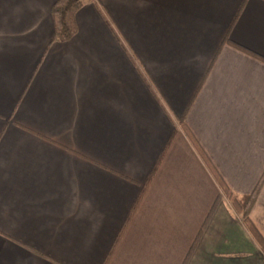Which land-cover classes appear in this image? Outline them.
I'll use <instances>...</instances> for the list:
<instances>
[{
  "label": "crops",
  "instance_id": "1",
  "mask_svg": "<svg viewBox=\"0 0 264 264\" xmlns=\"http://www.w3.org/2000/svg\"><path fill=\"white\" fill-rule=\"evenodd\" d=\"M55 1L0 0V264H103L170 138L107 264H182L221 195L201 154L238 195L264 172V62L224 42L264 58V0H86L67 41ZM187 264L264 253L223 197Z\"/></svg>",
  "mask_w": 264,
  "mask_h": 264
},
{
  "label": "trees",
  "instance_id": "2",
  "mask_svg": "<svg viewBox=\"0 0 264 264\" xmlns=\"http://www.w3.org/2000/svg\"><path fill=\"white\" fill-rule=\"evenodd\" d=\"M86 0H56L55 3L53 4L52 8H51V13H52V17H53V23H54V40H59V41H67L69 40L73 35H75L76 31H77V27H76V22H75V14L78 11V9L83 5V3ZM224 42H227L231 45H233L235 48L245 52L246 54L253 56L257 59H260L264 62V58L257 55L256 53L243 48L233 42H231L230 40H228L227 38L224 39ZM214 62V60L212 61V63ZM211 63V65H212ZM210 68V67H209ZM209 69L207 70V72L205 73L202 82L204 81L207 73H208ZM202 84V83H201ZM183 119L184 117H182L181 119V126L184 127V123H183ZM172 137V136H171ZM171 142V138L168 140L167 145L165 146L163 152L160 155L159 160L157 161V163L155 164L153 170L151 171L150 175L148 176V178L145 180V182L143 183V186L139 192V195L137 196V199L135 201V203L133 204V207L129 213V215L127 216V218L125 219L124 223L122 224L117 236L115 237L109 252L107 253L105 260L103 262V264H107L109 259L111 258L113 252L115 251L128 223L130 222L137 206L139 205L147 186L149 185L155 171L157 170L159 163L161 162L167 147L169 146ZM201 157L203 158V161L205 163V165L207 166V168L209 169V171L211 172L214 180L216 181L217 185L219 186L220 190H221V195H219L216 200L214 201L208 215L206 216L201 229L199 230L195 240L193 241L191 248L189 249L184 261L182 264H187L189 258L191 257V254L193 253L200 237L203 234V231L205 230V227L207 226L208 222L210 221L217 205L219 204V202H221L223 200V197H225V199L228 201L230 207L232 208V210L235 212V214L237 215V217L241 220V222L243 223V225L246 227V229L249 231V233L252 235V237L254 238V240L256 241V243L258 244L259 248L263 251L264 253V240L261 238V236L255 231V229L253 228V226L250 223V212L251 209L255 203V200L261 190V187L264 183V172L261 176V178L259 179L258 183L255 185L254 189L252 190V192L248 195H238L233 193L232 191H230L225 184L223 183V181L221 180V178L219 177V175L215 172V170L210 166L209 162L206 160V158L204 157V155L201 154Z\"/></svg>",
  "mask_w": 264,
  "mask_h": 264
}]
</instances>
